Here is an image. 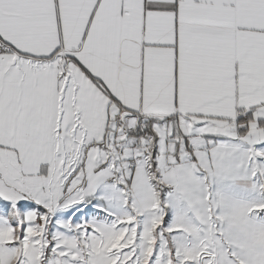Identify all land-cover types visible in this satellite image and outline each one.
<instances>
[{"label":"snow or ice","instance_id":"snow-or-ice-1","mask_svg":"<svg viewBox=\"0 0 264 264\" xmlns=\"http://www.w3.org/2000/svg\"><path fill=\"white\" fill-rule=\"evenodd\" d=\"M0 264H264V0H0Z\"/></svg>","mask_w":264,"mask_h":264}]
</instances>
